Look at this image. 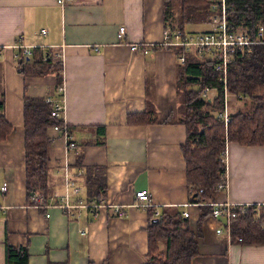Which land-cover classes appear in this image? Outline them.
Listing matches in <instances>:
<instances>
[{
    "label": "crops",
    "instance_id": "obj_1",
    "mask_svg": "<svg viewBox=\"0 0 264 264\" xmlns=\"http://www.w3.org/2000/svg\"><path fill=\"white\" fill-rule=\"evenodd\" d=\"M163 29V0H72L62 6L56 0H0V101L11 126L0 140V264L6 241L26 246L28 264H144L149 217L133 205L141 189L159 213L188 212V226L198 232L191 264H264V243L228 240L218 232L223 222L211 213L198 226L200 210L189 202L181 151L182 65L169 47L151 45L148 54L130 50L134 42L159 44ZM17 44L32 49L20 65L23 72ZM44 52L60 54L53 59L62 63V120L78 147L67 150L62 135L48 130L45 200L26 193L23 135V97H45L57 86L53 73H34ZM146 109L155 121L127 122L128 114ZM223 162L225 189L213 202L264 205V146L228 141ZM100 170L105 175L100 206L75 208L69 215L60 206L61 195L70 192L66 176L79 188L69 201L84 204L95 201L85 177ZM110 204L121 206L124 215H114ZM157 246L156 254L163 256L165 242Z\"/></svg>",
    "mask_w": 264,
    "mask_h": 264
},
{
    "label": "trees",
    "instance_id": "obj_2",
    "mask_svg": "<svg viewBox=\"0 0 264 264\" xmlns=\"http://www.w3.org/2000/svg\"><path fill=\"white\" fill-rule=\"evenodd\" d=\"M234 10L230 12L234 26L243 24L250 33H254L256 24L264 28V0H230ZM209 10L206 0H163L164 28H184L186 24L200 23L208 20ZM155 45L152 47V50ZM160 47V46H158ZM151 50V51H152ZM182 51L175 49L176 54ZM44 60H36L34 73L43 75L53 73L57 85L63 83L59 60L53 59L44 52ZM42 57V58H43ZM17 66L27 62L17 57ZM182 65L183 82L182 101L179 105L184 124L186 140L181 146L185 162V181L189 189V202H201L199 207L198 226L203 218L210 215L212 207L209 203L222 190L217 184L224 181L225 165L223 160L226 142H237L242 145L264 146V44H255L251 52L229 67L226 78V89L232 94L245 96L242 109L229 114L225 124L222 118L215 117V111L223 110V86L216 80L217 73L209 59H199L191 51L185 52ZM23 72L22 68L18 69ZM191 86H196L195 88ZM204 86L216 87L217 95L211 101L200 96ZM52 106L45 97H23V135H24V167L25 190L35 195H45L48 184V148L51 138L48 130L62 119L51 115ZM151 109L142 113L128 114L127 122L131 124L155 121ZM11 130L10 124L3 115V102L0 101V140L5 139ZM81 154L76 156V165L80 164ZM104 172H89L85 177L88 195H94L100 201L105 192ZM201 190L202 192L198 193ZM98 203V202H97ZM149 217L147 227L149 251L144 264H191L192 258L198 254L196 235L188 226L186 217L178 209H164L158 220L154 218L152 207L145 209ZM232 238L241 237L243 243H264V205L250 204L246 210L231 220ZM165 242L163 256H158L159 241ZM4 264H28V251L25 245L4 244ZM65 264V263H52Z\"/></svg>",
    "mask_w": 264,
    "mask_h": 264
},
{
    "label": "built area",
    "instance_id": "obj_3",
    "mask_svg": "<svg viewBox=\"0 0 264 264\" xmlns=\"http://www.w3.org/2000/svg\"><path fill=\"white\" fill-rule=\"evenodd\" d=\"M66 1L72 0H56L59 6H62ZM207 8L209 10V17L207 20V27L204 30L199 31H187L185 28L174 27L164 28L162 33L161 42L151 44L147 42H134L130 43V50L133 52H140L142 54H148L150 52L151 45H158L160 47H169L176 49L180 47L182 51L177 54V60L179 64H183L185 61V52L191 51L199 59H209L213 64V69L217 73L216 80L223 86L224 103L222 111H215V117L222 118L226 124L229 121V113L227 111L226 96L228 94L233 95L237 99H245L242 94H232L226 89V78L229 67L236 60L242 59L248 53L251 52L252 46L255 44H264V28L261 24H256L254 33L245 28L243 24L234 26L230 12L233 11L234 5L230 0H206ZM124 31V26L119 27L118 36H121ZM45 30H41L44 33ZM19 53L17 56L21 58L29 57L32 54L31 46L25 44H17ZM97 47V46H95ZM59 53H56L53 58H58ZM45 57H43V60ZM58 60V59H57ZM63 83L57 85L52 94L45 96V101L52 106L51 115L62 119L63 115ZM217 95L216 87L204 86L201 89L200 96L203 100L211 102ZM54 131H57L62 135L65 140V146L67 150L77 151L78 147L74 141L72 134L67 129L63 120L61 124H55L51 127ZM223 158L221 159V161ZM224 181L217 184V189H225V174ZM65 188L70 192H65L61 195V208L65 209L69 215H73L75 208H97L100 206V202H86L71 203L69 201L70 195L78 194L79 188L75 186L73 180L66 176ZM68 188V189H67ZM7 189V184L3 183L1 186L2 192ZM202 192L201 190L198 193ZM40 198V197H38ZM199 205L201 202L190 203ZM212 206L211 216L216 219H220L223 222L224 228H219V233H224L228 240H235L241 242V237H235L234 239L230 233L231 220L236 218L238 214L243 213L250 204H231V203H209ZM134 206L145 210L148 207H154V217H159V211L157 207L151 202L150 195L147 190L141 189L134 193ZM113 211L114 215L122 216L124 211L121 206L110 204L107 205ZM184 217H187L188 212L183 210L181 213Z\"/></svg>",
    "mask_w": 264,
    "mask_h": 264
},
{
    "label": "rangeland",
    "instance_id": "obj_4",
    "mask_svg": "<svg viewBox=\"0 0 264 264\" xmlns=\"http://www.w3.org/2000/svg\"><path fill=\"white\" fill-rule=\"evenodd\" d=\"M171 1H172V4H175L176 0H171ZM194 25H198L197 26V31H199L200 30L199 28H204V29L206 28L205 25H207V21L200 22V23L196 22V23H194ZM188 27H190V26H188ZM191 87L195 88L196 86H191ZM242 103H243V106H242ZM244 104H245V99L244 100L243 99H237L231 94H228L226 96L227 111H229V112L232 111L234 108H235L234 110L242 109L244 107Z\"/></svg>",
    "mask_w": 264,
    "mask_h": 264
},
{
    "label": "water",
    "instance_id": "obj_5",
    "mask_svg": "<svg viewBox=\"0 0 264 264\" xmlns=\"http://www.w3.org/2000/svg\"><path fill=\"white\" fill-rule=\"evenodd\" d=\"M25 60H28V57H25ZM29 194H30L31 196H33V195H34V192L31 191ZM157 220H158V217H154V218H151V219H150L151 222H155V221H157Z\"/></svg>",
    "mask_w": 264,
    "mask_h": 264
},
{
    "label": "bare ground",
    "instance_id": "obj_6",
    "mask_svg": "<svg viewBox=\"0 0 264 264\" xmlns=\"http://www.w3.org/2000/svg\"><path fill=\"white\" fill-rule=\"evenodd\" d=\"M212 207V206H211Z\"/></svg>",
    "mask_w": 264,
    "mask_h": 264
}]
</instances>
